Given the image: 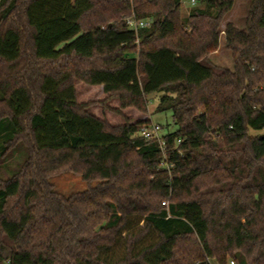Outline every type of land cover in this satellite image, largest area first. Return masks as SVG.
Segmentation results:
<instances>
[{
	"label": "trees",
	"instance_id": "1",
	"mask_svg": "<svg viewBox=\"0 0 264 264\" xmlns=\"http://www.w3.org/2000/svg\"><path fill=\"white\" fill-rule=\"evenodd\" d=\"M182 2L0 0V166L23 156L0 178V264H264V0L223 31L233 70L209 57L235 0L187 17ZM132 16L152 23L133 31ZM76 82L123 109L162 93L166 149L147 124L96 117ZM60 170L89 189L58 195Z\"/></svg>",
	"mask_w": 264,
	"mask_h": 264
},
{
	"label": "rangeland",
	"instance_id": "2",
	"mask_svg": "<svg viewBox=\"0 0 264 264\" xmlns=\"http://www.w3.org/2000/svg\"><path fill=\"white\" fill-rule=\"evenodd\" d=\"M193 1H195V4H193ZM234 4L235 6L224 16L221 24L222 38L220 47L209 57L211 62L216 66L231 70L235 68L233 52L226 46V39L225 35H223V31L225 30L227 23H233L240 31L245 30L247 21L246 17L251 7L250 0H235ZM182 5V17H187L190 11L200 6L198 0H183ZM97 16L98 14L94 11L86 15L82 21L85 29L98 24L96 22ZM133 17L134 16L131 18ZM75 87L77 88L78 102L88 105L90 104L89 111L96 117L106 121L112 127H121L126 124L151 125L152 123H156L162 127V136H167L169 133H173L177 130V127L173 122V115L170 111L163 113L156 111L160 103V98L163 96L162 93H153L150 96H147L144 99L145 105L141 109L134 107L123 109L121 108V101L119 98L114 95H107L101 87L87 85L83 82H76ZM22 157V155H17L15 158L7 162V164L1 165L0 178H8L11 169H15L17 162L20 159H23ZM49 181L53 184L54 191L58 195H62L66 198L82 193L90 187L89 183L82 179L80 173H74L70 170H60L58 173L52 174L49 177ZM96 184L97 181L91 183L93 186ZM184 246H188V243ZM121 253V248H118L114 252H109L108 255L110 258L118 259ZM178 259L180 264H192L193 261L191 253H189L186 258L179 255ZM210 261L211 264H218L216 259ZM232 261V259H229L227 264H231Z\"/></svg>",
	"mask_w": 264,
	"mask_h": 264
},
{
	"label": "built area",
	"instance_id": "3",
	"mask_svg": "<svg viewBox=\"0 0 264 264\" xmlns=\"http://www.w3.org/2000/svg\"><path fill=\"white\" fill-rule=\"evenodd\" d=\"M193 4H195V1H193ZM128 26L131 30H139L142 28H148L151 25V20H136L135 17L130 18L127 20ZM162 127L159 124L152 123L151 125H146L143 128H141L140 135L147 141L152 142L156 141L158 142L159 146L165 150V141L164 136H162L161 131ZM178 143H180L178 141ZM231 264H234L233 262Z\"/></svg>",
	"mask_w": 264,
	"mask_h": 264
},
{
	"label": "crops",
	"instance_id": "4",
	"mask_svg": "<svg viewBox=\"0 0 264 264\" xmlns=\"http://www.w3.org/2000/svg\"><path fill=\"white\" fill-rule=\"evenodd\" d=\"M101 88H103V90H104V87L103 86H101Z\"/></svg>",
	"mask_w": 264,
	"mask_h": 264
}]
</instances>
